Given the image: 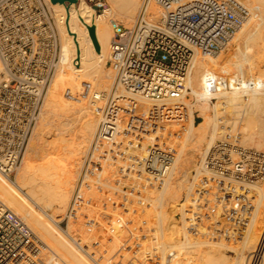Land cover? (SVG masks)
<instances>
[{"label": "bare ground", "instance_id": "bare-ground-1", "mask_svg": "<svg viewBox=\"0 0 264 264\" xmlns=\"http://www.w3.org/2000/svg\"><path fill=\"white\" fill-rule=\"evenodd\" d=\"M106 1L110 7L104 6L100 12H96L94 6L85 0L50 3L56 17L59 34V63L54 77L46 88L40 116L32 129L20 165L16 168L18 171L13 179L9 174L0 172V204L18 215L32 231L34 238L41 243L42 249L37 257V264H251L258 256V264H264V225L262 229L254 231L252 239L244 238L247 241H244L246 245L241 258L231 262L227 254L221 250L226 249L229 245L216 243L214 240L213 242L209 240V235L206 239L205 234L197 233H200L199 227L208 223L205 221L207 218H204L203 208L200 205L204 199L195 195L194 198L192 197L193 201L189 200L195 185L192 182L186 183V176L190 174L189 170L193 167L195 170L193 179L202 174L215 177V179L221 178L224 183L230 179L233 182L236 181L238 185L239 183L246 185L241 181L255 182L263 177L258 176V173L264 169V156L262 155L264 152L258 151V148L259 150L264 148V114L262 113L264 112V62L261 64L257 58L264 56V37L262 39V36L257 35L258 33L253 34L252 32H258L261 29L264 33V20L262 21L257 16L259 14L264 17V0H237L251 12L249 20L247 19L248 23L243 20L247 24L243 23V26L239 25L235 29L236 34L232 35L218 56L212 58L198 50L194 51L183 77L182 93L175 98L179 101L178 103L183 104L185 117L183 121L171 122L163 130H156L154 133L148 125L138 120L132 119L128 124V116L132 118L138 116L155 103L156 99L146 97L139 92H130L117 84L114 80V72L108 63L113 37L108 19L112 16L125 18L128 21L134 18L128 28L132 30L143 0ZM154 7H156L154 4L148 3L146 8L147 21H150L151 24L156 22L159 17L158 11H154L157 12L155 13L157 15L153 14ZM89 26L95 27L99 51L94 48L88 32ZM251 33L257 35L259 40L260 38L263 40L259 41L263 45L260 43V47L254 50H257L259 55H255L256 52L253 51L252 54V49L247 46V42L252 38H250ZM261 35L264 34L261 33ZM255 36L253 37L255 38ZM247 38L249 39L247 40ZM253 42L248 43L254 46ZM239 72L242 77L235 76ZM208 74L216 76L226 74L225 78L228 77L227 74H230L229 87L204 93L205 90L209 91L205 81ZM111 94L116 99L111 107L113 113H117V119L110 135L100 134L99 136L98 125L102 118L104 100ZM187 94H193L199 98L210 94L214 99L212 112L215 121L212 122L213 127L211 126L212 132L209 133L210 136L208 135L209 139L206 138L205 131L211 121L208 111L210 107L204 101V103L193 105L202 118L196 124L192 119L193 112L190 110L192 103L187 98ZM220 99L222 101H219ZM255 106L261 110L263 118H260L259 114V116L252 114V107L256 108ZM247 107V110H251V114L254 115L255 122L257 121L256 126H252V121H249V129L246 131L227 128L226 132L229 131L231 136H234V132L238 131L241 142L237 141V143L254 146L257 148L258 155L250 154V150L255 149L244 150L246 156L235 160L237 158L235 157L237 156L236 151L238 149L243 151L241 147L236 145L237 149H233L234 146H231L232 144L228 146V143L225 145L214 144L210 147L212 140L221 137V131L218 129L220 117L224 115L222 109H230L232 113L240 117ZM124 108L129 111L126 112ZM120 116L122 119L119 118ZM189 116L191 117L189 118ZM47 133H50L49 136H46ZM92 136L95 146L91 156H97L101 151H106L108 146L112 149L121 146L123 152L125 149L132 148L127 151L128 156L125 157L127 166H124L131 168L127 171L128 176L122 178L123 170L116 169L115 166L117 167L118 164L115 165L112 160L110 161L113 162L112 167L115 166L111 168V163H108L110 170L108 175L106 174L113 179L118 172H122L120 181L124 180L122 183H126H123L125 187L121 188L124 186L122 185L117 189L118 186H114L115 183L111 185V181H107L109 184L106 181V184L102 183L106 187L117 189V193L120 190L123 193V199L118 200L117 196H114L115 193L111 196V192L110 197L107 196L109 193L104 194L105 197L89 196V194H97L99 187L91 184L92 187L94 186L91 189L93 191L87 189L86 192L87 187L82 185L83 181L90 179L93 182L92 179L97 175L90 177L89 173L92 172L88 173L85 169L76 196V202L79 204L74 216L68 217L66 229H62L58 225L61 218L59 212H63L71 198L70 194L75 188L74 181L76 183L74 176L76 177L79 173L83 162L81 157L88 153L86 150ZM129 138L131 141L128 140ZM168 144L175 146L176 154L168 148L169 146H166ZM136 153L138 158L133 159L132 156ZM121 155L123 156L122 152ZM197 156H199V166H196ZM134 157L136 156L134 155ZM203 160L204 164H202ZM129 162L133 163L135 168H132ZM205 163H208L209 166H205ZM103 165L105 166L104 163ZM88 166L90 165L86 167L90 168ZM104 168L105 171L106 167ZM101 171L102 169L100 173ZM141 172L149 176L142 175ZM102 173L104 174L103 171ZM102 176L104 177V175ZM247 177L248 179L245 180ZM154 178L161 182L155 181ZM240 179L241 181H239ZM205 181L207 182V180ZM205 181L203 182L206 184ZM213 182L215 184L214 180ZM132 183L135 185L134 188L130 185ZM224 183L221 184V188L225 192H229L231 195L242 192L238 185L236 187L241 190L230 187L232 185L228 187ZM117 185L120 186L119 183ZM217 185L220 187V184ZM256 188L260 191L258 193H262L263 200L260 201L263 202L264 182L262 186ZM134 189L141 192L137 191V193ZM212 190L211 188V192ZM181 191L185 192V200H182L181 206L178 203L179 209H177L181 213V225L177 227L179 229L174 228L173 230L175 214L173 206L177 204L175 202L178 201ZM219 191L215 190L217 193ZM102 192L100 194L103 196ZM209 196L205 207H208V203L214 199L212 194ZM55 202L58 207H52V203ZM100 209L101 211H99ZM47 210L50 212L48 213ZM99 212L101 214H98ZM262 213L264 212L262 211ZM197 218L199 220H196ZM112 221H119V226L112 229ZM142 221L146 223L143 225L144 234L136 236L134 232L131 233L130 226H134L133 230L137 225L142 227L140 226ZM174 222L176 221L174 220ZM248 235L246 237L249 238ZM219 240L221 238H218L217 241L220 242ZM35 242L23 248L22 257L31 253L34 246L37 245Z\"/></svg>", "mask_w": 264, "mask_h": 264}, {"label": "built area", "instance_id": "built-area-1", "mask_svg": "<svg viewBox=\"0 0 264 264\" xmlns=\"http://www.w3.org/2000/svg\"><path fill=\"white\" fill-rule=\"evenodd\" d=\"M85 1L94 6L96 12L105 6L101 0ZM50 3L51 0H0V172L5 174L10 175L20 165L40 116L46 88L59 63V34ZM148 3L158 8L159 17L152 24L147 21ZM246 16L247 9L237 0H143L132 30L110 19L113 37L108 63L116 83L130 92L156 99L138 116H128V124L132 119L138 120L154 133L171 122L183 121L185 108L175 98L182 93L183 77L194 51L219 54ZM205 81L209 91L229 87L228 79L222 75L208 74ZM114 98L113 94L107 97L102 108L99 136L110 135L115 126L117 113H113L111 107L116 102ZM228 140L225 138L215 144H234ZM232 146L237 149L236 145ZM236 152L238 157L246 156L244 151ZM250 154L257 156L258 152L250 150ZM87 163L98 165L89 159ZM205 166H209L208 163ZM84 169L88 171L86 166ZM263 175L264 169L258 173L260 177ZM79 184L80 181L65 212L66 219L74 216L79 204L76 202ZM217 188L219 191L221 186ZM200 189L199 196L203 191L204 196L210 193L204 187ZM219 193L222 203L224 199H231L227 198L231 194L222 188ZM238 198L239 203H243L240 207L235 204L239 211L244 205L246 208L250 205L240 195L234 199ZM229 210L234 212L232 207L226 209ZM33 242L37 245L28 256L22 257L23 248ZM41 246L25 222L0 204V264H37Z\"/></svg>", "mask_w": 264, "mask_h": 264}, {"label": "rangeland", "instance_id": "rangeland-1", "mask_svg": "<svg viewBox=\"0 0 264 264\" xmlns=\"http://www.w3.org/2000/svg\"><path fill=\"white\" fill-rule=\"evenodd\" d=\"M102 2H105V7H110L109 5L110 4H108L107 3V1L106 0H101ZM142 1V0H141ZM141 3V2H140ZM140 6H141V4H140ZM139 10H140V7H139ZM139 10H138V13H137V15H136V20H137V16H138V14H139ZM152 11H153V14L154 15H157L158 13L157 12H154V11H158V9L156 8V7H154V9H152ZM155 13H157V14H155ZM250 14H251V12H249V10H247V16L243 19L244 21H246L247 23H248V21H247V19L249 20V17H250ZM257 16H259V18H261V20L263 21L264 20V17H262V16H260L259 14L257 15ZM110 18H114V19H116V20H118V21H121L127 28H130V26H129V23H132V21L131 20H133V19H131V20H127V19H125V18H120V17H118V16H112V17H110ZM110 18L108 19V21H110ZM263 18V19H262ZM148 19V18H147ZM244 21H242V23L240 24L241 26H243V23L244 24H247L246 22H244ZM263 23H264V21H263ZM135 24H136V22H135ZM135 26V25H134ZM134 28V27H133ZM255 32V33H254ZM253 34H257V35H259V37H261L262 36V39H263V37H264V35H261V33L262 34H264L263 33V31L260 29V30H258V32L257 31H253L252 32ZM251 33V36H250V40L248 41V42H253L254 43V46L253 45H251V43H248L247 42V46H249V48L250 49H252L251 50V53L253 54V52L255 53V55L257 54V50L256 51H254L255 49H258L260 46H259V44L263 41V40H261V38H260V40H261V42H259L260 40H259V38H257L255 35H253ZM233 34H236V32L234 31V33ZM255 36V38L253 37V36ZM249 37V36H248ZM232 38V37H231ZM249 38H247V40H248ZM255 39H256V41H257V39H258V42L256 43V41H255ZM252 43V44H253ZM264 43V42H263ZM263 43H261L262 45H263ZM248 44H250V45H248ZM257 46H256V45ZM253 46V47H252ZM256 46V47H255ZM262 47V46H261ZM253 51V52H252ZM219 54H217V55H206V56H210V57H214V56H218ZM257 55H259V54H257ZM258 57V56H257ZM260 62H261V64L264 62V56H261V57H258L257 58ZM219 75H222V76H224V77H226V74H219ZM227 78L226 79H228V81L230 80V74H227ZM235 76H239V77H242V75H241V72H239L237 75H235ZM235 76H231V77H235ZM115 80V79H114ZM113 84H114V82H113ZM112 87H113V85H112ZM112 87H111V89H112ZM260 90H263V89H260ZM204 93L205 92H211V91H207V90H205V91H203ZM210 94H206V95H204V97L202 96V97H198V96H195V95H193V94H187L186 96H187V98L189 99V101L192 103V106L190 107V110L193 112L192 113V119H193V121L197 124L199 121H201L202 120V118L200 117V115H199V111H197L196 110V108L194 107L195 105H197V104H201V102L202 103H204V102H206L207 103V105H209L208 107H210V109L208 110L209 112V115H211L210 117H211V121H210V124H209V126L207 127V129H206V131H205V136H206V138L207 139H209V136H210V134H211V130H212V122H213V120L215 121V116H214V113L212 112V108H214V99H213V97H212V95H210ZM108 97V99L110 98V95H108L107 96ZM107 97H106V99H107ZM197 97H198V99H197ZM209 98V99H208ZM106 99L104 100L105 102H106ZM204 101V102H203ZM219 101H222L221 99L219 100ZM105 102H104V104H105ZM104 104H103V106H104ZM184 105H186L185 103H184ZM194 105V106H193ZM256 108H254V107H252V114H256L257 116H259L260 118L262 117V115L264 114V112H260L261 110H259V108L257 107V106H255ZM253 108H254V110L255 111H257V112H255L254 110H253ZM248 109V107L243 111V113L240 115V117H237L234 113H232L231 112V110L230 109H222L223 111H222V114H224L223 116L221 115V117H220V121H219V131H221V137H218V138H216V139H214V140H212L211 141V144H210V147L212 146V145H214L215 143H217L218 141H221L223 138L225 139H229V140H232V141H234V144L235 145H237L238 147H241L242 149H243V151L244 150H250V149H257V148H255L254 146H251V145H243V143L242 144H240L239 145V143L241 142V141H239L240 140V138H239V134L240 133H238V131L237 132H234V136H231V134L229 133V131L228 132H226L228 129L229 130H239V131H246V130H248L249 128H248V122L249 121H252V123L251 124H253L252 126H256V123H257V121L255 122V117H254V115H252L251 114V110H247ZM257 109V110H256ZM258 110H259V112H258ZM225 111V112H224ZM246 111V112H245ZM247 111H248V113H247ZM254 111V112H253ZM245 113V114H244ZM196 114V115H195ZM259 114V115H258ZM253 117H252V116ZM213 116H214V118H213ZM244 116V117H243ZM191 116H189V118H190ZM251 117L254 119H252L251 120ZM263 117H264V115H263ZM262 117V118H263ZM257 118V117H256ZM223 121V122H222ZM225 121V122H224ZM254 121V122H253ZM186 122V121H185ZM184 122V123H185ZM221 123V124H220ZM223 123V124H222ZM212 126V127H211ZM225 126V127H224ZM244 126V127H243ZM228 128V129H227ZM225 129V130H224ZM225 132V133H224ZM210 133V134H209ZM228 133V134H227ZM236 133V134H235ZM49 134L50 133H47L46 134V136L48 135L49 136ZM226 134V136H224ZM233 134V133H232ZM94 135V134H93ZM209 135V136H208ZM224 137H223V136ZM231 137H230V136ZM238 136V137H237ZM223 137V138H222ZM230 137V138H229ZM237 137V138H236ZM46 138H48V137H46ZM49 138H51V137H49ZM48 138V139H49ZM221 140H220V139ZM233 138V139H232ZM239 138V139H238ZM131 138H129L128 140H130ZM228 140V141H229ZM131 141V140H130ZM227 141V142H228ZM237 141L239 142V143H237ZM93 142V143H92ZM230 143V142H229ZM232 144V143H231ZM130 145V144H129ZM128 145V146H129ZM233 145V144H232ZM231 145V146H232ZM241 145H243V146H241ZM95 146V143H94V137L92 136V139H91V142H90V145L88 146V149L86 150V153L87 154H84V156L83 157H81V159L83 160V162H82V166L80 167V169H79V173H77V175H76V177L74 176V178L76 179V183H75V181H74V189L72 190V192H71V194H70V197L71 198H69L70 200L68 201V204H67V207L63 210V212L61 211V212H59V215H60V219H59V217H58V219L60 220H58L59 222H58V225L62 228V229H66V227H67V221H68V219H66V217L64 216L65 215V212H66V210L68 209V207H69V204H70V202L72 201V199L74 198V192H75V189H76V186H77V184L79 183V181H82V179H83V174H84V172L86 171L84 168H85V166H87V165H90V166H88V167H90V168H87L88 169V173L89 172H92V173H89V175H90V177L93 175V177H95L96 175L97 176H99V177H97L96 176V178H94V179H92L93 180V182H91L90 181V179H88V180H84L83 181V183H82V185L84 186V187H87L86 188V192H87V189H89V190H91L94 186L96 187H99V191H98V193L96 194H89V196H98V197H105V195H107L108 193V195L107 196H109L110 197V192H111V196H113V194H114V196L116 195L117 196V198H118V200H121L120 198H122L123 199V193L122 192H120V190H118V193H117V189L119 188V187H121L122 185H124V184H126V183H122V181H124V180H121L120 181V177H121V175H122V178H123V176H125V177H127L128 175H127V171L128 170H131V168H128V167H125V166H127L126 165V162H125V157L126 156H128V154H127V151H130V150H132V148H130V149H128V150H124V152H123V150L120 148V147H117L116 149H112V148H110L109 146H108V148L106 147V151H101L100 152V154L98 153L97 154V156H91L92 155V151H93V147ZM169 149H171L175 154H176V148H175V146L173 147V146H170L169 144L168 145H166ZM228 146H230V145H228ZM247 146V147H246ZM251 146V147H250ZM130 147V146H129ZM151 147V146H150ZM253 147V148H252ZM119 148V150H117ZM175 148V149H174ZM174 149V150H173ZM262 149V150H261ZM260 150H259V148H258V151H260V152H264V148H261ZM112 150H114L113 152H111ZM166 150H168V149H166ZM109 151V152H108ZM116 151V152H115ZM120 151V152H119ZM126 151V152H125ZM257 151V150H256ZM91 152V153H90ZM97 152H98V150H97ZM110 152H111V154H110ZM121 152H122V154H123V156L121 155ZM108 153V154H107ZM116 153H118V154H116ZM91 154V155H90ZM105 154V155H104ZM117 156H116V155ZM237 156H235V157H237V158H235V160H239L240 159V157H238V154L237 153H235ZM99 155V156H98ZM134 155L136 156V157H134ZM89 156V157H88ZM103 156V157H102ZM138 155H137V153L136 154H133V159L134 158H138L137 157ZM94 157H95V160H94ZM100 159H99V158ZM110 157V158H109ZM123 157V158H122ZM130 157H131V155H130ZM131 157V158H132ZM91 158H93V159H91ZM98 158V159H97ZM113 158V159H112ZM88 159L90 160V161H93V162H96V163H99L97 166L95 165H91V163L90 164H88L87 162H88ZM101 159H102V161H101ZM106 159V160H105ZM114 159H116L115 161H114ZM199 159V156H197L196 157V166L198 165L199 166V164H200V161L198 160ZM113 161L114 163H115V165H117V167L115 166V168L117 169V168H119L118 170H120V169H122L123 171V173L122 172H118V174L112 179V178H109L107 175H108V173H109V170H110V161ZM121 162H119V161ZM99 161V162H98ZM105 161V162H104ZM113 162L111 163V168H114V166L112 167V164H113ZM199 162V163H198ZM103 163L105 164V166L103 165ZM107 163V164H106ZM109 163V164H108ZM125 163V164H124ZM120 164V165H119ZM129 164H131L132 165V168H135V167H133V163H130L129 162ZM202 164H204V160H203V162H202ZM100 165V166H99ZM106 165H109V166H106ZM121 165H122V167H121ZM125 165V166H124ZM92 166V167H91ZM106 167V170L104 171V167ZM135 166V165H134ZM100 167V168H99ZM99 168V170L97 171V169ZM104 168V169H103ZM108 168V169H107ZM90 169V170H89ZM102 169V171L104 172V174L102 173V171H101V173H100V170ZM93 170V171H92ZM16 171H18L17 169L16 170H14L11 174H10V178H14V176H15V174H16ZM124 171H126V172H124ZM132 171H133V169H132ZM134 171H137V170H135L134 169ZM190 174L188 175V176H186V183L187 184H189V182L191 183H194V185H195V188H194V192H193V194L192 195H190L189 196V200H191V201H193L192 200V197L193 196H195V195H198V196H196V197H199V198H202V199H204V200H202V203L204 202V204H200L201 206V208H203V210H202V212L204 213V218L206 219L205 221L206 222H208L207 224L205 223L204 225H203V227H199L200 228V233L199 232H197L199 235H204V236H208L209 237V240H211V241H216V243H223V244H227V245H229L226 249L225 248H223V249H221L222 251H224V253L225 254H227V257H228V259L229 260H231V262H234L233 260H237V259H240L241 258V254H242V252L244 251V249H245V245H246V239H252L254 236V231L256 232V229H259L260 230V228L262 229L263 227V225H264V220H263V218H264V216H262L264 213H262V211L264 212V204H262V203H264V201L263 202H261L262 200H263V197L261 196V194L262 193H258V192H260L256 187H259V186H262V184H263V182H264V175H263V177L260 179V180H257V181H255V182H249V181H241V179L239 180V181H241V182H243V184H246V185H240V183H239V185H238V183L236 182V181H231L230 179H227L226 181H225V183H224V181H221L220 179L221 178H216L215 179V177L213 178V177H210V176H207V175H197L196 176V178H194L193 179V175H195V170H194V167L193 168H190ZM95 172H98V173H95ZM137 172H139L140 173V171H137ZM212 172V171H211ZM99 173H100V175H99ZM122 173V174H121ZM126 173V174H125ZM104 175V177L102 176V175ZM107 174V175H106ZM121 174V175H120ZM141 174L142 175H147L146 173L144 174V172H141ZM105 176H106V179H108V180H106L105 179ZM118 176V177H117ZM147 176H149V175H147ZM92 177V178H93ZM102 177V178H101ZM203 177H205V180H207V182H209L208 184H207V182L203 179ZM78 178V179H77ZM100 178V179H99ZM121 178V179H122ZM99 181H97V180ZM105 179V180H104ZM118 179V180H117ZM155 179V178H154ZM209 179V180H208ZM232 179H235V177H232ZM103 182H102V181ZM157 180H159V179H157ZM156 179H155V181H157ZM213 180L215 181V184L217 185V184H220L219 186H221V184H226V186H230V185H232V186H230V187H232V188H238L239 190H241L242 189V192L241 193H237V194H232L231 196H228L227 198H232V199H230L229 201H230V203H231V205H230V203H229V201L226 199V201H225V199H224V201H223V203H222V198H219L218 199V195H216L217 194V192H215V188L216 187H218V185L216 186L215 184H214V182H213ZM96 183H95V182ZM100 181H101V183H100ZM108 181V182H110L111 181V185H113L114 183L116 184H114V186H118L117 187V189H114V188H112V187H109V186H104L102 183H104V184H106V182ZM119 181V182H118ZM203 181H205L206 182V184L203 182ZM211 181H212V184H211ZM217 181V182H216ZM218 181H219V183H218ZM238 181V180H237ZM98 182V183H97ZM107 182V184H109ZM158 182H161L160 180L158 181ZM203 182V183H202ZM220 182H223V183H220ZM100 183V184H99ZM120 184V186L119 185H117V184ZM89 184V185H88ZM94 185L93 187H92V185ZM76 185V186H75ZM79 185H81V182H80V184ZM131 185V187H135V185L132 183V184H130ZM202 185V186H201ZM215 185V186H214ZM236 185H238L239 187H236ZM89 186V187H88ZM212 186V187H211ZM123 187H125V185L124 186H122L121 188H123ZM202 187H204L205 188V190L209 193V190H210V193H212V196H214V199H213V201L212 202H210V203H208V207H205L206 205V200H208L207 198H208V196L209 195H211L210 193H209V195L208 196H204V191L202 192V194L199 196V194L200 193H198L200 190H202V189H200V188H202ZM213 187H215V188H213ZM126 188H127V185H126ZM211 188L213 189L212 190V192H211ZM79 189V188H78ZM113 189V190H112ZM215 189V190H214ZM89 190H88V192H89ZM102 190H103V192H102ZM105 190H107V192H105ZM133 190V189H132ZM244 190V191H243ZM91 191H93V190H91ZM134 191L135 192H137L138 190H136V189H134ZM103 193V196H102V194H100V193ZM139 193L141 192V191H138ZM137 192V193H138ZM246 192V193H245ZM90 193V192H89ZM197 193V194H196ZM214 193H215V195H214ZM219 193V192H218ZM100 194V195H99ZM105 194V195H104ZM118 194V195H117ZM226 196L228 195V194H225ZM238 195H240V196H242V198L245 200L246 199V202L248 203H250V205L246 208L245 207V205H244V207L239 211V208L238 207H240V205L241 204H243L242 202L241 203H239V198H238V200L237 199H234V198H237L238 197ZM211 196V197H212ZM220 196V195H219ZM262 198H261V197ZM184 197V198H183ZM206 199H205V198ZM210 197V196H209ZM234 197V198H233ZM194 198V197H193ZM251 198V199H250ZM185 200V192L184 191H181V194H180V196H179V198H178V201L177 202H175V203H177V204H175L174 206H173V209L175 210L174 211V220L176 221V222H174V220H173V225L174 226H176V227H172V229L174 230V228L175 229H179V228H177V227H180V225H181V223H180V221L182 220V217H181V213H179L180 211L178 210L177 211V209H179L178 207H179V204H180V206H181V203H182V200ZM256 199V200H255ZM183 200V201H184ZM250 200V201H249ZM261 200V201H260ZM235 201H237V202H235ZM214 202V203H213ZM216 202V203H215ZM225 202H228V204H226ZM179 203V204H178ZM223 204H226L227 206H225V207H223ZM238 205V207H235L236 205ZM234 207H233V206ZM254 205V206H253ZM58 207L57 206V203L55 202V203H52V207ZM226 207H228V208H230V207H232L234 210V212H230V210L227 212L226 211V209H228V208H226ZM259 207V208H258ZM221 209V210H220ZM262 209V210H261ZM210 210V211H209ZM65 211V212H64ZM99 211H101V209L99 210ZM243 211V212H242ZM254 211V212H253ZM260 211H261V213H260ZM47 212L49 213L50 212V210H47ZM207 212H209V214H207ZM258 212V213H257ZM227 213V214H226ZM231 213V214H230ZM98 214H101L100 212L98 213ZM238 214H239V216H238ZM95 215H97V214H95ZM206 215V216H205ZM212 215V216H211ZM227 215H229V216H231L232 217V219H230L229 218V216H227ZM242 215V216H241ZM101 217H102V215H100ZM176 217V218H175ZM256 217H258V218H256ZM262 219H261V218ZM209 218V219H208ZM236 218L238 219V222H237V224H244V225H242V226H240V227H238V225L236 224V222H234V221H237L236 220ZM257 219V220H256ZM261 219V220H260ZM165 220H166V218H165ZM196 220H199V218H197ZM259 220V221H258ZM114 222V223H113ZM159 222V221H158ZM198 222V221H197ZM210 222V223H209ZM253 222V223H252ZM259 222V223H258ZM60 223V224H59ZM175 223V224H174ZM255 223V224H254ZM119 224H120V222L119 221H112V223H111V227H112V229H114L115 227H117V226H119ZM140 224H142V225H140V226H142V227H138V225H137V223H136V228H134V230H133V227L134 226H130V231H131V233H133L134 232V234H136V236L139 234V235H141V234H144L143 232V230H144V228H143V225H146V223H144L143 221L140 223ZM252 224H254L253 226H252ZM259 224V225H258ZM261 224V225H260ZM179 225V226H178ZM66 226V227H65ZM97 226V225H96ZM257 228H256V227ZM261 226V227H260ZM99 227V226H98ZM98 227H96V228H98ZM208 227V228H207ZM254 227V228H253ZM205 228V229H204ZM250 228V229H249ZM133 231H132V230ZM137 229H139L138 231H137ZM209 229V230H208ZM142 232H141V231ZM191 230V229H190ZM252 230V231H251ZM259 230H257V231H259ZM204 231H207V232H205L204 233ZM246 231V232H245ZM138 232H140V233H138ZM246 233V235H244ZM252 233V234H251ZM133 234V235H134ZM248 234H250V235H248ZM249 236V238L248 237H246V236ZM174 236H175V232H174ZM251 236V237H250ZM208 237L206 238V239H208ZM210 237H212V238H210ZM217 238V239H216ZM218 238H221V240H219L220 242H218L217 240H218ZM244 238H246L245 240H244ZM205 239V240H206ZM222 240H223V242H222ZM213 241V242H214ZM245 241V242H244ZM225 242V243H224ZM215 243V244H216ZM244 245V246H243ZM230 247V248H229ZM252 249V248H251ZM251 249H249V250H251ZM259 258V256L257 257V259H254L253 261H252V263L253 264H258V259ZM257 260V261H256ZM256 261V262H255ZM251 263V264H252ZM226 264H228V263H226Z\"/></svg>", "mask_w": 264, "mask_h": 264}, {"label": "water", "instance_id": "water-1", "mask_svg": "<svg viewBox=\"0 0 264 264\" xmlns=\"http://www.w3.org/2000/svg\"><path fill=\"white\" fill-rule=\"evenodd\" d=\"M76 2V0H51V2ZM88 32L90 35V38L93 42L94 48L96 49V51H99V45L97 43L96 37H95V27L94 26H89L88 27Z\"/></svg>", "mask_w": 264, "mask_h": 264}]
</instances>
